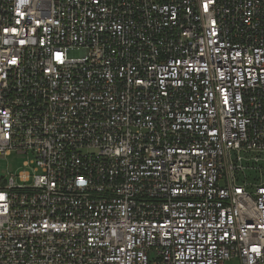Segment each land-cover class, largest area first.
<instances>
[{
	"label": "built area",
	"instance_id": "2783aa9c",
	"mask_svg": "<svg viewBox=\"0 0 264 264\" xmlns=\"http://www.w3.org/2000/svg\"><path fill=\"white\" fill-rule=\"evenodd\" d=\"M0 264H264V0H0Z\"/></svg>",
	"mask_w": 264,
	"mask_h": 264
},
{
	"label": "rangeland",
	"instance_id": "374dc122",
	"mask_svg": "<svg viewBox=\"0 0 264 264\" xmlns=\"http://www.w3.org/2000/svg\"><path fill=\"white\" fill-rule=\"evenodd\" d=\"M27 155L17 152L5 158H0V177L8 179L12 174H18L21 170H29L24 167Z\"/></svg>",
	"mask_w": 264,
	"mask_h": 264
}]
</instances>
